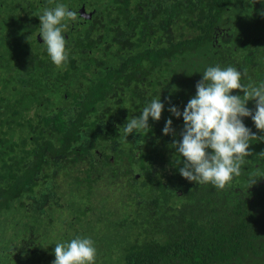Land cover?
I'll use <instances>...</instances> for the list:
<instances>
[{
  "label": "trees",
  "instance_id": "1",
  "mask_svg": "<svg viewBox=\"0 0 264 264\" xmlns=\"http://www.w3.org/2000/svg\"><path fill=\"white\" fill-rule=\"evenodd\" d=\"M19 1L0 0V264H53L55 244L76 236L94 240L96 264H264V142L224 188L197 185L179 174L183 120L167 110H183L208 66L264 81V5ZM57 3L90 14L69 22L61 68L37 34ZM159 96L160 120L125 140Z\"/></svg>",
  "mask_w": 264,
  "mask_h": 264
},
{
  "label": "clouds",
  "instance_id": "2",
  "mask_svg": "<svg viewBox=\"0 0 264 264\" xmlns=\"http://www.w3.org/2000/svg\"><path fill=\"white\" fill-rule=\"evenodd\" d=\"M264 5V0H257ZM38 35L50 61L61 68L67 64L69 50L65 31L69 22L78 19V12L70 10L64 3L44 8L39 15ZM36 34V35H37ZM243 73L233 66H208L195 86L191 97L181 111L175 105L167 110L176 118L182 117L181 139L174 141L179 159L183 163L179 174L197 185L210 184L224 188L242 172L246 158L251 154L253 140L264 142V135L257 136L248 128L243 118L250 117L255 129L264 133V81L255 85L243 84ZM240 90L243 95L232 94ZM254 101V110L247 107ZM164 104L158 98L152 99L139 116L128 119L123 126L124 139L129 134L149 131V118L159 121ZM163 134L175 135L172 119L165 122ZM53 264H96L97 248L91 237L76 236L55 244Z\"/></svg>",
  "mask_w": 264,
  "mask_h": 264
},
{
  "label": "flooded vegetation",
  "instance_id": "3",
  "mask_svg": "<svg viewBox=\"0 0 264 264\" xmlns=\"http://www.w3.org/2000/svg\"><path fill=\"white\" fill-rule=\"evenodd\" d=\"M81 8H79L78 9V17H79V19H77V22L78 23H84V17H86L87 16V14L85 13V14H83L84 12H83V10L81 11L80 10ZM89 13V12H88ZM88 17V16H87ZM221 26V29L223 28L222 27V25H220ZM220 26H219V28H217L215 31H214V33H215V37H216V39H215V37H214V39H212L213 40V43H214V41H216V40H218L217 38L218 37H220V35H221V29H220ZM217 42V41H216Z\"/></svg>",
  "mask_w": 264,
  "mask_h": 264
},
{
  "label": "rangeland",
  "instance_id": "4",
  "mask_svg": "<svg viewBox=\"0 0 264 264\" xmlns=\"http://www.w3.org/2000/svg\"><path fill=\"white\" fill-rule=\"evenodd\" d=\"M35 1L36 0H34V1H32V2H34L35 3ZM38 1V0H37ZM39 1H41V3H39V4H42L43 2H44V0H39ZM15 3V2H14ZM20 3V1L19 0H17V2H16V4H19ZM17 8V7H16ZM15 7H10V8H8V10H9V12H11V13H15V12H20V9H16ZM28 8V7H27Z\"/></svg>",
  "mask_w": 264,
  "mask_h": 264
},
{
  "label": "water",
  "instance_id": "5",
  "mask_svg": "<svg viewBox=\"0 0 264 264\" xmlns=\"http://www.w3.org/2000/svg\"><path fill=\"white\" fill-rule=\"evenodd\" d=\"M83 14H85V12H84ZM87 16L89 17V16H90V14H88V13H87Z\"/></svg>",
  "mask_w": 264,
  "mask_h": 264
}]
</instances>
